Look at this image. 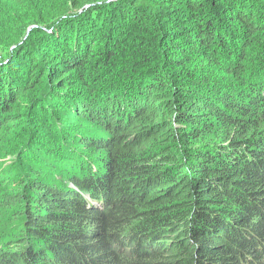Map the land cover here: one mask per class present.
<instances>
[{"label": "trees", "instance_id": "trees-1", "mask_svg": "<svg viewBox=\"0 0 264 264\" xmlns=\"http://www.w3.org/2000/svg\"><path fill=\"white\" fill-rule=\"evenodd\" d=\"M0 51V264H264V0H0Z\"/></svg>", "mask_w": 264, "mask_h": 264}, {"label": "rangeland", "instance_id": "rangeland-1", "mask_svg": "<svg viewBox=\"0 0 264 264\" xmlns=\"http://www.w3.org/2000/svg\"><path fill=\"white\" fill-rule=\"evenodd\" d=\"M14 47L11 48V50H14L13 49ZM4 52L0 51V64H7L11 59L9 56L3 54ZM78 130V129H81V127L79 126H75V127H72L70 129V132H74L75 130ZM78 151L75 146H72V148H63V149H56V151H52L51 152V155L54 156L55 158L59 159L61 163L69 160L70 158L72 160L75 161L74 165L77 164V161L75 160L76 157L73 156V152H76ZM71 169L67 168V172H65V175H67V173L70 171Z\"/></svg>", "mask_w": 264, "mask_h": 264}]
</instances>
